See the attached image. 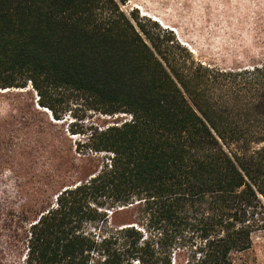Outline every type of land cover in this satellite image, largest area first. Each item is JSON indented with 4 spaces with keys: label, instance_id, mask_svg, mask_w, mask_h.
<instances>
[{
    "label": "trees",
    "instance_id": "obj_1",
    "mask_svg": "<svg viewBox=\"0 0 264 264\" xmlns=\"http://www.w3.org/2000/svg\"><path fill=\"white\" fill-rule=\"evenodd\" d=\"M131 16L117 0H0V90L30 84L84 137L55 201L3 221L18 264H235L264 234V61L205 68ZM80 110L130 118L88 127Z\"/></svg>",
    "mask_w": 264,
    "mask_h": 264
},
{
    "label": "rangeland",
    "instance_id": "obj_2",
    "mask_svg": "<svg viewBox=\"0 0 264 264\" xmlns=\"http://www.w3.org/2000/svg\"><path fill=\"white\" fill-rule=\"evenodd\" d=\"M121 10L146 19L154 28L174 36L181 57L205 68L239 71L264 61V0H117ZM133 21V20H132ZM171 33V34H170ZM29 84L25 89L0 90V257L2 264L22 263L24 245L8 246L3 221L8 212L31 209L42 200L54 202L70 164L79 163L75 152L84 137L67 128L76 119L70 113L55 121L37 104ZM78 123L109 126L129 119L80 110ZM84 119V120H82ZM58 153V154H57ZM33 207V208H34ZM235 264H264V234L253 237L252 247L235 255ZM177 256L174 264H182Z\"/></svg>",
    "mask_w": 264,
    "mask_h": 264
},
{
    "label": "bare ground",
    "instance_id": "obj_3",
    "mask_svg": "<svg viewBox=\"0 0 264 264\" xmlns=\"http://www.w3.org/2000/svg\"><path fill=\"white\" fill-rule=\"evenodd\" d=\"M46 110V109H45Z\"/></svg>",
    "mask_w": 264,
    "mask_h": 264
}]
</instances>
